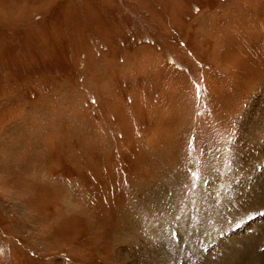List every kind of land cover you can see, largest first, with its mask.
<instances>
[{
  "label": "rangeland",
  "instance_id": "obj_1",
  "mask_svg": "<svg viewBox=\"0 0 264 264\" xmlns=\"http://www.w3.org/2000/svg\"><path fill=\"white\" fill-rule=\"evenodd\" d=\"M0 264H264V0H0Z\"/></svg>",
  "mask_w": 264,
  "mask_h": 264
},
{
  "label": "bare ground",
  "instance_id": "obj_2",
  "mask_svg": "<svg viewBox=\"0 0 264 264\" xmlns=\"http://www.w3.org/2000/svg\"><path fill=\"white\" fill-rule=\"evenodd\" d=\"M238 242H239V241H238ZM219 244H220V242H219ZM222 246H224V245H222ZM222 246H221V247H222ZM224 248H226V247L224 246ZM226 249H227V248H226ZM217 250H218V249H217Z\"/></svg>",
  "mask_w": 264,
  "mask_h": 264
}]
</instances>
